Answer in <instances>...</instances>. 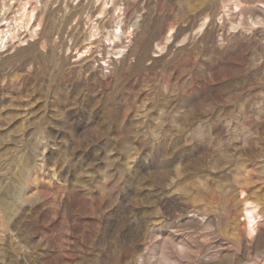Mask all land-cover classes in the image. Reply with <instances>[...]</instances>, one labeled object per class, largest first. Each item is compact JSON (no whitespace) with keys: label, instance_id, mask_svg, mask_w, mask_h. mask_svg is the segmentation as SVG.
I'll list each match as a JSON object with an SVG mask.
<instances>
[{"label":"rangeland","instance_id":"rangeland-1","mask_svg":"<svg viewBox=\"0 0 264 264\" xmlns=\"http://www.w3.org/2000/svg\"><path fill=\"white\" fill-rule=\"evenodd\" d=\"M27 1L0 0V264H264V0Z\"/></svg>","mask_w":264,"mask_h":264},{"label":"bare ground","instance_id":"bare-ground-1","mask_svg":"<svg viewBox=\"0 0 264 264\" xmlns=\"http://www.w3.org/2000/svg\"><path fill=\"white\" fill-rule=\"evenodd\" d=\"M49 1L50 0L46 1L45 5H47L49 3ZM28 3H29V1H27V0H26V2H23L22 7L20 8L21 14L18 17L22 21V23L24 25H27V26H29L34 21V18H35V8L33 7L32 9H29V7L27 6ZM105 5H106V2L104 3L100 13L105 12ZM117 8L120 9L119 7H116V9ZM73 15L74 14H71L70 16H68L67 19L69 20L70 18L73 17ZM96 29L99 30V27L96 25H93V27L90 29V31L88 33V37L86 38V40L92 39L94 36H96L98 34ZM122 31H123L122 25L118 24L110 32V34H108V36H106V39H109V40L120 39V33ZM0 33H1V35H0V47H2L3 43L7 40V38L12 36V32L10 29H9V31H7V30L4 31L3 29H0ZM72 38H74V40L80 39L78 34H72ZM90 50H91V48H87L85 51H82V54L87 55V53H89ZM243 205H244V208H243L244 215H245V218L247 219V226H248L249 230L253 231V230H255L256 225L259 224V221H263V219L261 218L262 215L258 211L259 206L257 203L250 201V200H245Z\"/></svg>","mask_w":264,"mask_h":264}]
</instances>
